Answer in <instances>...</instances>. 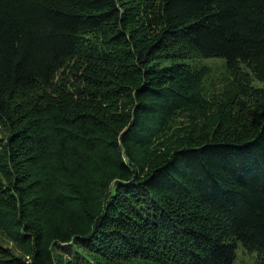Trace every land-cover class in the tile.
I'll return each mask as SVG.
<instances>
[{"label": "trees", "instance_id": "obj_1", "mask_svg": "<svg viewBox=\"0 0 264 264\" xmlns=\"http://www.w3.org/2000/svg\"><path fill=\"white\" fill-rule=\"evenodd\" d=\"M192 56L223 58L260 117L153 162L170 119L205 109ZM0 120V227L29 246L0 264H82L70 244L163 264L241 244L264 264V0H0Z\"/></svg>", "mask_w": 264, "mask_h": 264}, {"label": "rangeland", "instance_id": "obj_2", "mask_svg": "<svg viewBox=\"0 0 264 264\" xmlns=\"http://www.w3.org/2000/svg\"><path fill=\"white\" fill-rule=\"evenodd\" d=\"M187 63L195 69L203 67L206 71L197 86V91L201 96L205 109L185 110L170 119L167 129L159 134L154 141L152 153L155 157L153 158V162L182 146L188 139L197 138L207 132H211L225 115L228 117H231V115L237 116L238 126L242 127H251L260 117V114L252 111V108L246 107L243 109L237 103L240 96H244L241 94L243 90H240L234 71L227 66L223 58L192 56ZM241 69L250 72L244 65H241ZM252 78L253 86L260 85V82L256 78ZM118 102L123 103L124 101L119 100ZM7 132L5 123L0 120V140L5 139ZM1 152L2 144L0 145ZM7 180L6 176L0 173V186L6 184ZM12 232V226L9 227V230L0 227V244L9 248L13 253L28 258L29 246L13 241L10 236ZM57 252L62 261L72 259L82 264H163L141 258L118 261L117 263L100 262L97 257L85 253L73 244L65 246L62 249L58 248ZM232 264H259L258 253L249 252L239 244L236 249V258Z\"/></svg>", "mask_w": 264, "mask_h": 264}]
</instances>
